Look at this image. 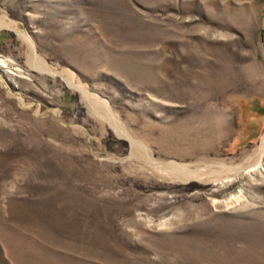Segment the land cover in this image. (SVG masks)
<instances>
[{
  "label": "rangeland",
  "instance_id": "374dc122",
  "mask_svg": "<svg viewBox=\"0 0 264 264\" xmlns=\"http://www.w3.org/2000/svg\"><path fill=\"white\" fill-rule=\"evenodd\" d=\"M0 19V264H264V0Z\"/></svg>",
  "mask_w": 264,
  "mask_h": 264
},
{
  "label": "bare ground",
  "instance_id": "6f19581e",
  "mask_svg": "<svg viewBox=\"0 0 264 264\" xmlns=\"http://www.w3.org/2000/svg\"><path fill=\"white\" fill-rule=\"evenodd\" d=\"M5 26V23L3 22V20H1L0 19V27H4ZM22 36V35H21ZM23 37H25V39L26 40H28L29 42H30V40H29V38H27V36L26 35H23ZM31 43V42H30ZM31 49H32V52L34 53V46H33V44L31 43ZM32 53V58H33V61H34V63H35V66H36V68L37 69H39L40 71H45V72H49V73H52V74H55V73H53V72H51L50 70L51 69H49L43 62H42V60H40V59H38L39 57H38V55L36 56L35 55V53L33 54ZM38 57V58H37ZM3 64H4V60H2L1 58H0V66L1 67H3ZM6 64V63H5ZM68 82H69V84L71 85V86H73L74 88H77V89H79L80 91H82L84 94H85V97L87 98V97H91L90 96V93H88L84 88H81V87H79V86H74L73 84H71L70 83V81L68 80ZM72 82V81H71ZM99 102V101H98ZM102 102H104V101H102ZM115 122V121H114ZM119 124V123H118ZM123 127V126H122ZM262 147H264V138H263V141H262V146H261V149H260V154H261V158H260V160H258V162H256V164L255 165H253V166H251L252 167V169L249 171V172H256V171H258V170H261V169H263L264 170V152H263V150H262ZM174 167H177V166H174ZM183 168V167H182ZM181 170V169H180ZM183 170H185V169H183ZM249 170V169H248ZM261 172V171H260ZM189 173V172H188Z\"/></svg>",
  "mask_w": 264,
  "mask_h": 264
}]
</instances>
